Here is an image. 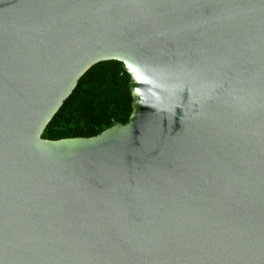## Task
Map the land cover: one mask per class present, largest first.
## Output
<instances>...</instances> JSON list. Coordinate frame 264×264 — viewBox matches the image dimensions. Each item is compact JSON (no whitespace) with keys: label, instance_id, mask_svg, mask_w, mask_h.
I'll list each match as a JSON object with an SVG mask.
<instances>
[{"label":"water","instance_id":"95a60500","mask_svg":"<svg viewBox=\"0 0 264 264\" xmlns=\"http://www.w3.org/2000/svg\"><path fill=\"white\" fill-rule=\"evenodd\" d=\"M107 61L128 121L44 138ZM0 264H264V0H0Z\"/></svg>","mask_w":264,"mask_h":264},{"label":"trees","instance_id":"16d2710c","mask_svg":"<svg viewBox=\"0 0 264 264\" xmlns=\"http://www.w3.org/2000/svg\"><path fill=\"white\" fill-rule=\"evenodd\" d=\"M132 112L129 75L122 63L107 61L93 66L47 126L43 137H92L113 123H126Z\"/></svg>","mask_w":264,"mask_h":264}]
</instances>
